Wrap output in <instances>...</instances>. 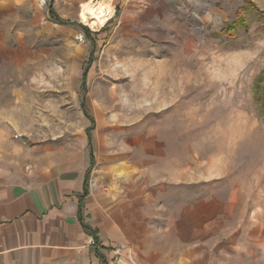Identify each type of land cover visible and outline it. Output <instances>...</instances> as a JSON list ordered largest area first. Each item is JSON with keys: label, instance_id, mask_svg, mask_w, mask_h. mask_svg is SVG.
Here are the masks:
<instances>
[{"label": "rangeland", "instance_id": "rangeland-1", "mask_svg": "<svg viewBox=\"0 0 264 264\" xmlns=\"http://www.w3.org/2000/svg\"><path fill=\"white\" fill-rule=\"evenodd\" d=\"M38 1L45 11L49 0ZM106 7L113 15L99 25L61 2L60 35L53 26L27 41L26 61L0 75V113L18 118L0 122V159L9 145L13 156L2 172H20L37 145L93 151L91 127L103 145L124 140L157 179L187 177L191 193L202 191L220 264H264V27L254 8L244 2L215 23L198 11H162L153 27Z\"/></svg>", "mask_w": 264, "mask_h": 264}, {"label": "crops", "instance_id": "crops-1", "mask_svg": "<svg viewBox=\"0 0 264 264\" xmlns=\"http://www.w3.org/2000/svg\"><path fill=\"white\" fill-rule=\"evenodd\" d=\"M249 1L264 10L259 0H49L45 11L38 0H0V75L26 61L21 52L27 41L44 38L53 26L60 35L62 23L50 14V5L57 11L67 3L80 16L84 4L108 2L103 24L113 15L110 4L136 23L155 27L162 11H198L215 23L222 13L236 16ZM12 116L0 113V122L18 121ZM91 134L94 163L85 195L86 147L37 145L14 175L2 172L12 166L3 160L13 157L12 145L4 147L9 152L0 159V264H106L109 258L121 264H220V250L209 246L214 233L206 230L202 191L191 193L187 177L171 183L157 179L150 163L129 152L124 140L103 145L98 133Z\"/></svg>", "mask_w": 264, "mask_h": 264}, {"label": "trees", "instance_id": "trees-1", "mask_svg": "<svg viewBox=\"0 0 264 264\" xmlns=\"http://www.w3.org/2000/svg\"><path fill=\"white\" fill-rule=\"evenodd\" d=\"M250 5L254 8L256 14H257V19L258 21L260 22V24L264 27V10L258 8L254 3L250 2ZM49 12L52 16H54V19L57 21V22H65L64 20H62L61 18H59L58 16H56V13L55 11L53 10V8L51 7V5L49 6ZM237 13H239V11H237ZM232 27H234V24H231ZM232 27H225V28H222L221 31L222 33L224 34H227V35H231V36H234V31L235 29L233 30ZM232 28V29H231ZM231 30V31H230ZM85 31H88L87 28H85ZM81 108L84 112V115L87 117L88 120L92 121L93 122V118L89 115V113L87 112V110L85 109V104L83 101H81ZM91 130L92 128L91 127H87L85 129V133L87 135V138H88V141L89 143L91 142ZM94 161H93V156H92V150L90 149V168L88 169L86 175H85V178H84V189H83V195H85L87 193V180L89 178V173H90V169H91V166L93 165ZM84 227H86V225L83 224ZM87 228V227H86Z\"/></svg>", "mask_w": 264, "mask_h": 264}, {"label": "bare ground", "instance_id": "bare-ground-1", "mask_svg": "<svg viewBox=\"0 0 264 264\" xmlns=\"http://www.w3.org/2000/svg\"><path fill=\"white\" fill-rule=\"evenodd\" d=\"M87 15H90V19H92V22H96L99 25L103 24L107 16L106 8L101 3H96V5L92 3L85 4L81 12V17L83 21L87 19Z\"/></svg>", "mask_w": 264, "mask_h": 264}, {"label": "built area", "instance_id": "built-area-1", "mask_svg": "<svg viewBox=\"0 0 264 264\" xmlns=\"http://www.w3.org/2000/svg\"><path fill=\"white\" fill-rule=\"evenodd\" d=\"M118 254V253H117ZM113 260H115V259H113Z\"/></svg>", "mask_w": 264, "mask_h": 264}]
</instances>
